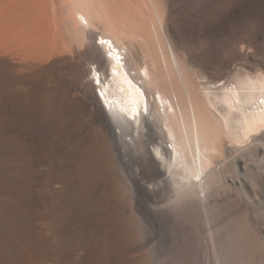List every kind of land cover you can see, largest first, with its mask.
Returning a JSON list of instances; mask_svg holds the SVG:
<instances>
[{"label": "bare ground", "instance_id": "bare-ground-1", "mask_svg": "<svg viewBox=\"0 0 264 264\" xmlns=\"http://www.w3.org/2000/svg\"><path fill=\"white\" fill-rule=\"evenodd\" d=\"M263 29L264 0H0V264H193L223 154L264 168Z\"/></svg>", "mask_w": 264, "mask_h": 264}, {"label": "rangeland", "instance_id": "rangeland-1", "mask_svg": "<svg viewBox=\"0 0 264 264\" xmlns=\"http://www.w3.org/2000/svg\"><path fill=\"white\" fill-rule=\"evenodd\" d=\"M229 39L227 34L212 35L200 41V44L221 45L222 41ZM256 45L264 46V36L257 40ZM91 69L90 77H96L92 65ZM205 80L203 78L200 81ZM138 82L140 83L139 80ZM100 91L97 88L98 94L104 100L102 105L107 110V103L114 106L115 102H119L120 107L133 111L132 106H126L114 95H105L104 92L103 97ZM167 147L171 148L172 145L167 143ZM241 147V150L235 151L234 155L239 157L236 161L232 159L233 156L223 154L222 159L226 163H223L222 170L218 173L219 181L212 183L209 188V234L208 239L207 236L205 239L208 244L203 246V227L200 226L201 237L192 252L193 264H264V168L256 147L250 156L244 145ZM157 233L158 238L166 239L169 236L166 226Z\"/></svg>", "mask_w": 264, "mask_h": 264}]
</instances>
